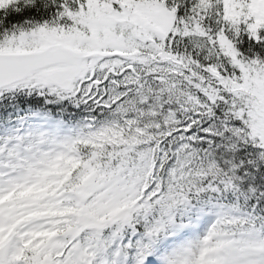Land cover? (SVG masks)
Wrapping results in <instances>:
<instances>
[{"label": "snow or ice", "instance_id": "obj_1", "mask_svg": "<svg viewBox=\"0 0 264 264\" xmlns=\"http://www.w3.org/2000/svg\"><path fill=\"white\" fill-rule=\"evenodd\" d=\"M0 264H264V0H0Z\"/></svg>", "mask_w": 264, "mask_h": 264}]
</instances>
